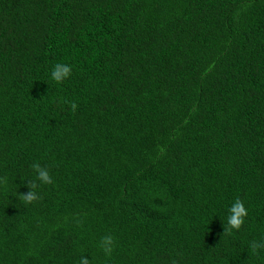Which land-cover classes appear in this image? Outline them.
I'll return each instance as SVG.
<instances>
[{
  "label": "trees",
  "instance_id": "1",
  "mask_svg": "<svg viewBox=\"0 0 264 264\" xmlns=\"http://www.w3.org/2000/svg\"><path fill=\"white\" fill-rule=\"evenodd\" d=\"M5 174L0 264H264V0H0Z\"/></svg>",
  "mask_w": 264,
  "mask_h": 264
},
{
  "label": "clouds",
  "instance_id": "2",
  "mask_svg": "<svg viewBox=\"0 0 264 264\" xmlns=\"http://www.w3.org/2000/svg\"><path fill=\"white\" fill-rule=\"evenodd\" d=\"M73 72V65L65 62L55 63L50 70V79L57 84L63 83L66 79L71 77ZM70 106V111L75 113L78 109V103L74 100L62 101ZM31 168L34 170V174L31 179L22 180L29 191L24 194L19 191L13 192V195L18 198V201H22L25 205H31L34 202L40 200V189L44 186L53 185L55 179L51 174V170L47 166H42L39 162H33ZM9 184V177L7 174L0 175V189L5 192L8 191L7 185ZM227 215L223 218V234H232L233 230L239 231L242 225L245 224V218L249 214V209L246 207L244 200L237 197L226 209ZM226 222V226H225ZM206 225L208 221H205ZM99 250H101L104 256L108 259L112 258L114 249L116 247V237L114 234H105L100 237L97 244ZM254 254H258L259 251H264V240L254 241L250 245ZM81 255L78 257V264H91L88 255L84 254V249L79 250ZM94 259V257H93Z\"/></svg>",
  "mask_w": 264,
  "mask_h": 264
}]
</instances>
